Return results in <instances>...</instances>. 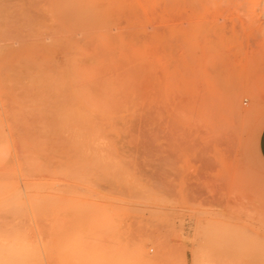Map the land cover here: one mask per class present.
I'll list each match as a JSON object with an SVG mask.
<instances>
[{"label": "rangeland", "instance_id": "obj_1", "mask_svg": "<svg viewBox=\"0 0 264 264\" xmlns=\"http://www.w3.org/2000/svg\"><path fill=\"white\" fill-rule=\"evenodd\" d=\"M0 53V264H264V0H0Z\"/></svg>", "mask_w": 264, "mask_h": 264}, {"label": "crops", "instance_id": "obj_2", "mask_svg": "<svg viewBox=\"0 0 264 264\" xmlns=\"http://www.w3.org/2000/svg\"><path fill=\"white\" fill-rule=\"evenodd\" d=\"M257 153L264 163V125L262 126L257 139Z\"/></svg>", "mask_w": 264, "mask_h": 264}, {"label": "bare ground", "instance_id": "obj_3", "mask_svg": "<svg viewBox=\"0 0 264 264\" xmlns=\"http://www.w3.org/2000/svg\"><path fill=\"white\" fill-rule=\"evenodd\" d=\"M5 47V46H4ZM3 49H6V48H3ZM3 51V50H2ZM4 51H6V50H4ZM1 54V53H0ZM12 64V63H11ZM5 66H4V68H7L8 70H9V67H10V59H9V52L7 51L6 52V61H5V64H4ZM3 70V69H2ZM0 72H2V71H0ZM4 72V71H3ZM9 72V71H8ZM7 72V73H8ZM9 74V73H8ZM1 253H3V252H1ZM28 253H30V251L28 252ZM46 252H44L43 254H45ZM49 253V252H48ZM23 254V253H22ZM8 255V254H7ZM6 255V256H7ZM5 256V254H4V256H1L2 257V259H3V257H6ZM23 256V255H22ZM21 256V257H22ZM30 256H31V253H30ZM32 257V256H31ZM46 257V256H45ZM24 258V257H23ZM47 258H49V257H47ZM46 258V259H47ZM48 260V259H47ZM24 261V260H23ZM23 261H20V262H23ZM21 264H23V263H21Z\"/></svg>", "mask_w": 264, "mask_h": 264}]
</instances>
